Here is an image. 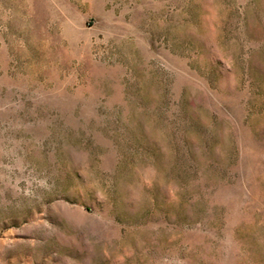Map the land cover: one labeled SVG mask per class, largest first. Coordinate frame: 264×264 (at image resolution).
<instances>
[{"label": "rangeland", "instance_id": "374dc122", "mask_svg": "<svg viewBox=\"0 0 264 264\" xmlns=\"http://www.w3.org/2000/svg\"><path fill=\"white\" fill-rule=\"evenodd\" d=\"M0 264H264V0H0Z\"/></svg>", "mask_w": 264, "mask_h": 264}]
</instances>
